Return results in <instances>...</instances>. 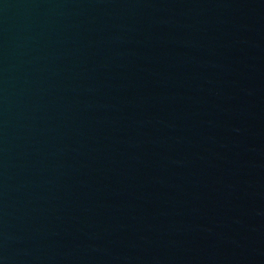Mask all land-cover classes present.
Returning a JSON list of instances; mask_svg holds the SVG:
<instances>
[{
	"label": "water",
	"instance_id": "95a60500",
	"mask_svg": "<svg viewBox=\"0 0 264 264\" xmlns=\"http://www.w3.org/2000/svg\"><path fill=\"white\" fill-rule=\"evenodd\" d=\"M0 264H264V0H0Z\"/></svg>",
	"mask_w": 264,
	"mask_h": 264
}]
</instances>
